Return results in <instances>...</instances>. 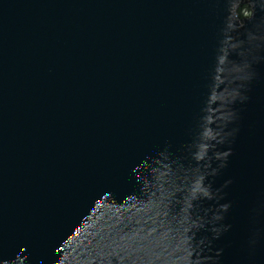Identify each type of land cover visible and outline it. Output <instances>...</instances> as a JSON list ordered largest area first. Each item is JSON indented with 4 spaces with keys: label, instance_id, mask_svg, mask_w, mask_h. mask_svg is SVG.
<instances>
[{
    "label": "water",
    "instance_id": "water-1",
    "mask_svg": "<svg viewBox=\"0 0 264 264\" xmlns=\"http://www.w3.org/2000/svg\"><path fill=\"white\" fill-rule=\"evenodd\" d=\"M0 264H264V0H0Z\"/></svg>",
    "mask_w": 264,
    "mask_h": 264
},
{
    "label": "trees",
    "instance_id": "trees-1",
    "mask_svg": "<svg viewBox=\"0 0 264 264\" xmlns=\"http://www.w3.org/2000/svg\"><path fill=\"white\" fill-rule=\"evenodd\" d=\"M245 10H246V8L244 9V11H245ZM244 11L241 12V15H242V16L245 15V12H244Z\"/></svg>",
    "mask_w": 264,
    "mask_h": 264
}]
</instances>
